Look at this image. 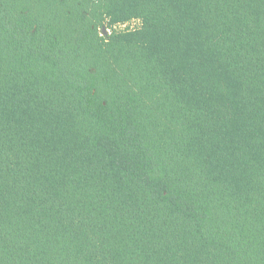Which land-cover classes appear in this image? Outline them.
<instances>
[{
	"label": "trees",
	"instance_id": "obj_1",
	"mask_svg": "<svg viewBox=\"0 0 264 264\" xmlns=\"http://www.w3.org/2000/svg\"><path fill=\"white\" fill-rule=\"evenodd\" d=\"M0 264H264V0H0Z\"/></svg>",
	"mask_w": 264,
	"mask_h": 264
},
{
	"label": "rangeland",
	"instance_id": "obj_2",
	"mask_svg": "<svg viewBox=\"0 0 264 264\" xmlns=\"http://www.w3.org/2000/svg\"><path fill=\"white\" fill-rule=\"evenodd\" d=\"M141 24H142V23H141V20L133 19V20L127 22L126 24L117 25V26L115 27V29H117L118 31H119V30H125V29H127V28L137 29V28H139V27L141 26ZM102 34H103V35H107V34H108V30L104 28V29L102 30Z\"/></svg>",
	"mask_w": 264,
	"mask_h": 264
}]
</instances>
